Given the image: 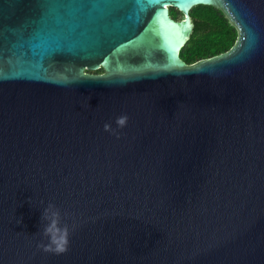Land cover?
Here are the masks:
<instances>
[{"label":"water","instance_id":"water-1","mask_svg":"<svg viewBox=\"0 0 264 264\" xmlns=\"http://www.w3.org/2000/svg\"><path fill=\"white\" fill-rule=\"evenodd\" d=\"M0 264H264V0H0Z\"/></svg>","mask_w":264,"mask_h":264},{"label":"trees","instance_id":"trees-1","mask_svg":"<svg viewBox=\"0 0 264 264\" xmlns=\"http://www.w3.org/2000/svg\"><path fill=\"white\" fill-rule=\"evenodd\" d=\"M194 24L190 40L180 51L181 59L189 65L230 51L238 41L239 31L218 7L198 5L190 12ZM102 73V69L91 72Z\"/></svg>","mask_w":264,"mask_h":264},{"label":"flooded vegetation","instance_id":"flooded-vegetation-1","mask_svg":"<svg viewBox=\"0 0 264 264\" xmlns=\"http://www.w3.org/2000/svg\"><path fill=\"white\" fill-rule=\"evenodd\" d=\"M168 9H169V14H170L171 18H173L176 21L183 20L184 14L180 13L176 8L170 6ZM101 69H102V73H100V74H104L105 70L103 68H101ZM101 69H99V70H101ZM91 72H95V71H89V72L87 71V73L92 74ZM95 75H99V74L95 73Z\"/></svg>","mask_w":264,"mask_h":264}]
</instances>
